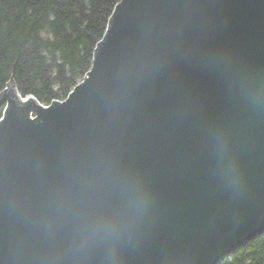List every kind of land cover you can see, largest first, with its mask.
Wrapping results in <instances>:
<instances>
[{
    "label": "water",
    "instance_id": "95a60500",
    "mask_svg": "<svg viewBox=\"0 0 264 264\" xmlns=\"http://www.w3.org/2000/svg\"><path fill=\"white\" fill-rule=\"evenodd\" d=\"M0 106V264H217L264 235V0H120L64 100L11 80Z\"/></svg>",
    "mask_w": 264,
    "mask_h": 264
},
{
    "label": "trees",
    "instance_id": "16d2710c",
    "mask_svg": "<svg viewBox=\"0 0 264 264\" xmlns=\"http://www.w3.org/2000/svg\"><path fill=\"white\" fill-rule=\"evenodd\" d=\"M119 1L0 0V92L13 80L23 97L64 100L90 70ZM217 264H264V235Z\"/></svg>",
    "mask_w": 264,
    "mask_h": 264
},
{
    "label": "bare ground",
    "instance_id": "6f19581e",
    "mask_svg": "<svg viewBox=\"0 0 264 264\" xmlns=\"http://www.w3.org/2000/svg\"><path fill=\"white\" fill-rule=\"evenodd\" d=\"M10 86L12 87V86H13V84H12V83H10Z\"/></svg>",
    "mask_w": 264,
    "mask_h": 264
}]
</instances>
